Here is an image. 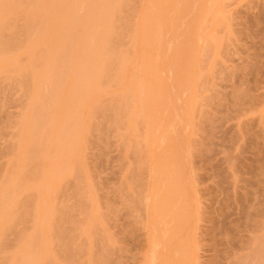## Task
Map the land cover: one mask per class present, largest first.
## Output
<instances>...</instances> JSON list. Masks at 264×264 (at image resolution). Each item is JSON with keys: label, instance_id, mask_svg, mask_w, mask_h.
Listing matches in <instances>:
<instances>
[{"label": "rangeland", "instance_id": "obj_1", "mask_svg": "<svg viewBox=\"0 0 264 264\" xmlns=\"http://www.w3.org/2000/svg\"><path fill=\"white\" fill-rule=\"evenodd\" d=\"M148 1L152 3L150 2V4ZM80 3L82 6H79ZM78 6L77 15L79 14L80 18L84 19L88 3L80 0ZM180 8L183 9L182 12ZM60 11L63 16L60 12L57 14H60L62 18L70 16L69 12L64 9ZM113 16L115 17L113 18L114 40L112 37L114 50L111 49V51L113 50L111 60L112 62L116 60V63L110 61L108 68L112 73L109 70L105 72L111 74H107L110 78L104 74L103 80L99 79L97 83L89 81L87 86L89 85V89L92 88V94L87 92L86 97L84 95L86 98L84 103L88 102L84 106L87 104L91 106L90 108L87 106L89 109H86L87 107H83V109L89 110L92 119H86L87 121L85 117L80 119V115L86 116V118H89L90 115L84 114L83 109H80L83 114L79 112L83 100L71 95L75 94L72 93L74 90L71 92V96L68 95V97L67 92L64 95L67 100L76 98L78 101L71 111L66 110L69 111L68 117H66L72 123H77L72 125H75L74 130H78L77 134L79 132L81 135H73L75 133H72V125L68 129V131L71 130L70 134L68 135L67 131L63 134L65 137L67 134L68 139L77 136L76 140L80 141V147L76 144H79V141L74 140L75 146L73 142L72 144H70L71 141L67 142V137L63 138L64 135L61 137L62 140L57 139V141L53 139L54 137L53 140L51 136L48 138L53 131L50 132L52 127H56L58 123L60 125L61 122L58 121L62 120L57 119L54 112L53 119L50 117L52 107H48L50 113V116H47V118L50 117L48 124L46 120V126H42L43 129L39 124V127H36L38 134L34 130V137L36 135L38 137L30 138L31 136L27 137V134L24 136L28 114L36 102L35 90L39 88L37 91L41 95L45 86L44 93L46 94L42 96L45 98L49 96L48 99H50L51 95L49 94L54 87V85H50L53 84L51 75L48 76L51 77V79L49 78L51 83H48V77L45 75L47 79L44 76L42 78L46 79V82L42 80L43 83H39L44 86H34L35 80L32 76L35 74L32 72L41 71L37 59L44 50L51 51L50 48L53 46L57 47L55 49L57 50L61 44L58 41L59 38L55 40L54 34L52 35L48 31L46 34L44 32L46 35H44V39L48 38L47 40L52 45L45 46L46 49L33 46L37 45V42H34L37 41L36 39L44 37H37L40 32L35 27L37 24L39 26L38 20L41 22L44 19L35 18L33 27L35 31H33L34 29L25 30L27 21L24 17H19L23 20L17 18L16 22L12 21L16 27L13 28V25L11 27L13 28L11 40L13 38L14 42L13 46L10 43L9 47L11 46V49H15L16 52L8 48L9 54L6 53V56L13 58L14 61L16 59V66L20 67L19 70L11 67L9 68L11 70L8 69L5 73L0 74V189L4 188L1 190L0 200L3 191L6 192V185L10 184V189H13L12 183H7L11 178H15L17 174L20 175L22 171L24 173V169L27 175L22 174V178L17 175V179L14 181L24 179L25 176L27 178L20 182L18 180L17 183H20L19 185L16 183V189H18L12 190L21 194L15 192L14 198H11L13 195H10V199L17 204L15 203L10 211L7 208L8 214L13 213L12 211L18 205L22 209L20 210L18 206L16 213L15 211L13 213L15 221L11 220L12 225L9 223L10 226H6V231L3 232L5 235H0L2 238L4 236V239L7 238L3 239L4 242L0 241L2 243L0 264H15L21 258L23 261H18L19 264H23L24 261L30 263L31 259L28 257V260L20 250L24 248L28 238L34 234L37 237L41 230L44 234L43 236L40 234L38 239H40L39 237H46V239L48 237L51 248L48 247V243L46 245V239L43 242L46 249L41 246L43 245L42 239H40L41 245L38 244L37 239H34L37 241L36 245L44 249L42 259L45 257L48 259L47 263L40 259L37 264H42V262L43 264H255L257 262V264H264V259L262 261L264 258V0H123L117 13ZM57 18L61 21L59 15ZM56 19L53 20L56 21ZM57 21L56 23H59ZM85 27H81V33H84V36L92 35V33H88L91 31ZM115 27L117 29H114ZM174 27L177 29L175 30ZM36 30L39 32L37 35L35 34ZM185 32L186 34H184ZM34 35L36 37H33ZM91 38L89 37V39ZM47 40L46 45H49L50 42L48 41L47 44ZM29 41L31 44L34 43L32 46L36 50L35 52L33 49L30 51L32 46L30 49L28 48L31 45ZM17 42L18 44H16ZM177 49L180 50L179 54ZM170 50L174 55H180V57L176 56L178 62ZM119 56L123 58H119ZM32 59L37 63L35 64ZM169 64H173V67ZM192 64L193 66H191ZM114 65H117V69L120 67L118 71L114 69ZM122 65L125 66L124 70ZM130 67L136 68L130 70ZM171 67L174 68V71ZM120 69L123 72H120ZM126 71L127 76L124 75ZM27 74L28 77H26ZM155 75L156 77H154ZM22 78L24 79L22 80ZM121 79L122 81H120ZM28 80L30 83H27ZM137 87L141 90H138ZM48 90L50 91L48 92ZM52 92L54 94V91ZM122 97L128 99L129 103H126L125 98L123 101ZM70 100L69 102H74ZM47 101V99L44 100V104L51 106L54 100H50L52 104L45 103ZM64 101L66 102V98ZM94 101H97L96 105L99 103L96 106L97 110L93 107ZM115 103L118 104V107L122 108L121 106H123V108H118ZM68 104L66 106H69ZM54 105H52L53 109ZM75 107L77 108L75 109ZM75 116L78 117L74 121L72 117ZM66 117L68 123L70 120L68 119V121ZM58 118L60 117L58 116ZM79 120L86 121L88 127L84 128L85 124L84 126L81 124L84 121L80 123ZM46 127L47 129H45ZM80 129L87 130L85 134V131L82 130L85 137L80 138L83 136ZM48 131L50 134L47 133ZM46 133L48 136L45 139L50 141L44 140ZM39 137L45 141V146L48 142L51 146H46V149L41 150L39 154V149L44 146L40 147L41 142L38 143H41L38 147L35 144L36 149L39 150L35 154H39V156H37L38 158L33 157L36 160L35 164L39 162V165H35L33 162L29 164L33 160L29 162L30 159L27 161L23 158L26 155L25 151L30 153L32 150L30 147L34 148L31 146L34 144L31 143V140H36ZM38 141L41 140L38 139ZM53 142H57L55 146H52ZM66 143L70 148L68 146L66 149ZM26 145H30V147H26ZM24 147L27 149L24 150ZM54 147H56V151L53 149ZM71 147L73 148L71 149ZM29 148L30 150H28ZM75 155H79L76 160L73 157ZM71 158L75 161H72ZM20 159L26 160V164ZM40 160H43V163ZM20 164H24V169ZM40 166L42 169L45 168V171L51 170L53 172L50 174L51 176L48 175L47 178L43 176L44 171L41 174ZM16 170H20V174ZM14 171L16 174L13 173ZM14 174L15 176H13ZM33 174L36 175V178ZM45 184L48 186V190L45 189L46 192L43 191ZM50 185L51 188H55L54 191L49 187ZM6 189L9 190V188ZM9 191H7L9 194L13 193ZM7 192L6 195H8ZM4 197L2 196V198ZM8 198L9 196L5 200ZM38 199L42 201L40 202ZM31 204H33L32 207ZM159 204L164 209L160 208ZM174 204H176V208H174ZM39 209L41 210L38 211ZM39 212L45 218L39 215ZM151 217L153 218L151 219ZM47 218L50 219L48 220L50 223L46 221ZM44 223H46L45 226L49 224L46 226L47 228L43 225ZM154 223L156 224L154 225ZM49 226L50 230H54V233L49 230L51 234L47 235L52 237L45 235ZM10 227H12L11 231ZM53 227L54 229H52ZM44 228L47 230L46 232L43 230ZM177 238L180 240H176ZM34 240L28 239V246L25 247L28 254H32L34 251V248L29 245V242ZM46 242L48 241L46 240ZM31 244L35 245L33 242ZM19 246L21 248H18ZM48 249H51V252ZM46 250L50 252L51 257L50 254H46L49 258L44 255ZM19 253L22 255L21 258L18 257ZM29 263L27 262V264Z\"/></svg>", "mask_w": 264, "mask_h": 264}, {"label": "bare ground", "instance_id": "obj_2", "mask_svg": "<svg viewBox=\"0 0 264 264\" xmlns=\"http://www.w3.org/2000/svg\"><path fill=\"white\" fill-rule=\"evenodd\" d=\"M82 1H84V2H87L88 3V7L86 8V12H87V14H85L84 16H85V18L84 19H82V18H80V15L78 14L77 15V9L79 10V6L81 5L82 6V4L80 3L79 4V6H78V3L80 2V0H0V74H2V73H5L9 68H11V67H15V68H19V67H17L16 65H17V63H15V62H17L16 61V59H15V61H14V59L13 58H9V57H7L6 56V53H8L9 54V51H8V48H10L11 49V46L9 47V45H10V43H11V45H12V43L14 42V41H12L13 40V38H12V40H11V37H12V35H11V33L13 34V32H12V29L13 28H15L16 27V25L13 23L14 21L16 22V19L18 18V19H20L19 17H24V19H25V21H27V25H25V27L22 25V28L24 27L25 28V30H32V29H34L33 27H34V23H35V21H36V19L35 18H41L40 20H42V19H44V20H42L41 22L38 20V22H39V26H38V24L35 26L36 27V29L38 28V30H39V32H38V30H36V32H35V34L37 35V32L39 33V35H37V37L38 38H41L42 36H44L45 34H46V32L48 33V31L49 32H51V34L53 35L54 34V39L55 40H57L58 38H59V42H60V44H61V47L59 46V48L57 49V50H59L58 52H57V50H55L56 48H54V46L52 47V48H50L51 49V51L50 50H44V52H45V54H44V52H43V50H42V52H43V54L41 55L40 54V56H39V58L37 59V62H39V63H37L34 59H32V60H34L35 61V64L37 63V64H39V68H41V71L40 72H38V73H36V72H32V74H35V76L33 75L32 76V78L35 80V82H34V86H37V87H41V85H43V84H39V83H41L42 82V80H43V76H44V78H46L47 79V77L48 76H50L51 75V77H53L52 79H53V81L51 80V82H53V84L50 82V80H49V78L51 79V77H48V79H47V81H48V83H51L50 85H54V87H55V89H54V87H53V90L52 91H54V94H53V92L51 91L50 93L51 94H49V95H51V98L50 99H48L49 98V96H47L48 98H45V97H43L42 95L44 94H46V93H44V89H45V86H44V89H43V91L41 92L42 94L41 95H39L38 94V92L39 91H37V90H35V97H36V102L34 103V105H33V108L30 110V112H29V114H28V119L26 120L27 122H26V124H25V133H24V136H25V134H27L26 136L27 137H29V136H31L30 138H36V137H38L37 135H36V137H34L35 136V131H36V134H38L37 133V130H36V127L38 128L39 127V124H41L40 125V128L42 127V126H46V120H47V124H48V120L50 119V117H52V119H53V112L56 114V117H57V119H62V120H60V121H58V122H61L60 123V125H59V123L57 124V125H59V126H57L56 125V127H52V129L50 130V132H51V134L49 133V131L47 132L48 134H50L49 136L47 135V133H46V135L44 134V140L45 141H50V140H46L47 139V136H48V138H50V136H51V139L53 138V139H56L55 141H57V139H61V137L64 135L63 133H67L68 132V135L70 134L69 133V131L71 132V130H69L68 131V129H70L71 128V125L74 123H72L71 122V120L69 119V118H67L68 116H67V113H69V111H71L72 110V108H74V105L76 104V103H78V101H77V99H81V100H83V101H81V104H80V108H79V112H81L80 111V109L82 110L83 109V107H89L90 108V106L91 105H86V106H84L86 103H88L87 101L84 103V101L86 100V93L87 92H91V94H92V88H90L89 89V85L87 86V84H89L90 82H93V83H97V81L99 80V79H102L103 80V78L102 77H104V74L105 75H107V74H109V73H105L106 71H108L110 68H108L109 66H110V61H111V63H116L115 61V59H113V60H115L114 62H112V60H111V52L114 50L113 48H112V45H113V42H112V37H113V18H115L113 15L115 14V13H117V10L120 8V6L122 5V2H123V0H82ZM178 1V0H177ZM189 1V0H188ZM127 2V1H126ZM151 2V1H150ZM149 1H148V3H150ZM180 2V1H179ZM182 2V1H181ZM152 3V2H151ZM150 3V4H151ZM83 4H85V3H83ZM90 4V5H89ZM153 4H154V2H153ZM152 4V5H153ZM178 4V3H177ZM181 4V3H180ZM179 4V5H180ZM185 4V3H184ZM178 5V6H179ZM189 5V4H188ZM127 6V5H126ZM154 6V5H153ZM162 6H163V3H162ZM166 7V6H165ZM164 7V8H165ZM123 8V7H122ZM121 8V9H122ZM172 8V7H171ZM65 10V11H68L69 12V15L70 16H68V18L67 17H64V18H62V12L60 11V10ZM160 9H162V8H160ZM181 9V8H180ZM163 10V9H162ZM179 10V9H178ZM192 10V9H191ZM81 11V10H80ZM79 11V12H80ZM120 11V10H119ZM172 11V10H171ZM183 11V9H181V12ZM57 12H60L61 13V15L62 16H60V14H57ZM64 12V11H63ZM179 12H180V10H179ZM191 12V11H190ZM82 13V12H81ZM84 13V12H83ZM168 13V12H167ZM56 14H57V16L59 15V18L61 19V21L58 19V21H57V19H56ZM150 14V13H149ZM169 14H171V13H169ZM186 14H187V12H186ZM189 14V13H188ZM153 15V14H152ZM155 15H157V14H155ZM154 15V16H155ZM54 16V17H53ZM66 16V15H65ZM82 16V15H81ZM174 16V15H173ZM158 17H159V15H158ZM183 17V16H182ZM156 18V20H157V17H155ZM15 19V20H14ZM53 19H56V21L57 22H59V23H56V21L55 20H53ZM183 19V18H182ZM194 19V18H193ZM20 20H23V19H20ZM155 20V21H156ZM13 21V22H12ZM18 21V20H17ZM55 22V24H53L54 22ZM148 21V20H147ZM153 21H154V19H153ZM175 21V20H174ZM13 23V24H12ZM22 23H24V22H22ZM37 23V22H36ZM42 23V24H41ZM117 23V22H116ZM150 23V22H149ZM158 23V22H157ZM156 24V23H155ZM177 24V23H176ZM178 24H180V23H178ZM183 24V23H182ZM186 24H188V23H186ZM12 25L14 26L13 28H11L12 27ZM81 25H83L84 27L86 26L91 32H88L89 34H91L92 33V35H93V38H91L92 37V35H89V36H87L86 34V36H84L82 33H81V31L80 30H82L81 29V27H83V26H81ZM38 26V27H37ZM81 26V27H80ZM115 26V25H114ZM147 26V25H146ZM150 26V25H149ZM156 26V25H155ZM154 26V27H155ZM85 27V28H86ZM117 27H118V25H117ZM143 27V26H142ZM150 27H152V26H150ZM149 27V28H150ZM179 27V26H178ZM20 28V27H19ZM84 28V29H85ZM141 28V27H140ZM143 28H145V27H143ZM147 28H148V26H147ZM173 28V27H172ZM191 28V27H190ZM114 29H117L116 27L114 28ZM157 29V28H156ZM174 29H175V27H174ZM177 29V28H176ZM175 29V30H176ZM180 29V28H179ZM186 29V28H185ZM85 30H87V29H85ZM27 31V32H28ZM33 31H35V29L33 30ZM141 31V30H140ZM145 31H147V30H145ZM152 31V30H151ZM173 31V30H172ZM178 31V30H177ZM183 31V30H182ZM181 31V32H182ZM44 32H45V34H44ZM138 32H139V30H138ZM149 32H150V29H149ZM193 32V31H192ZM15 33V32H14ZM152 33H153V31H152ZM173 33V32H172ZM175 33V32H174ZM183 33V32H182ZM115 34H116V32H115ZM142 34V33H141ZM148 35H149V33H147ZM184 34H186V32L184 33ZM22 35H23V33H22ZM29 35H30V33L28 34V37H29ZM118 35H120V34H118ZM173 35V34H172ZM187 35H189V34H187ZM41 36V37H40ZM46 36V35H45ZM45 36L44 37H42L41 39H36L37 41H34L35 43L37 42V45L35 46V45H33V44H31V42L29 41V43L31 44V45H29L30 47H28L29 49L31 48V46L33 45L35 48L37 47V48H40V47H42L43 49L45 48L46 49V47L47 46H51L52 44H51V42L49 41V40H47V39H44L45 38ZM49 36V35H48ZM58 36V37H57ZM114 36H116V35H114ZM144 36V35H143ZM154 36V35H153ZM191 36V35H190ZM27 37V38H28ZM33 37H36L35 35L33 36ZM53 37V36H52ZM52 37H50V39L52 38ZM89 37L91 38V39H89ZM149 37V36H148ZM151 38H152V36H150ZM171 37V36H170ZM174 37V36H173ZM179 37V36H178ZM184 37V36H183ZM196 37V36H195ZM26 38V39H27ZM145 38H147V37H145ZM144 38V39H145ZM175 38V37H174ZM23 39V38H22ZM115 39H116V37H115ZM139 39V38H138ZM141 39V38H140ZM154 39V38H153ZM188 39V38H187ZM39 40V41H38ZM46 40H47V44L49 43V45H46ZM51 40H53V38L51 39ZM113 40H114V37H113ZM148 40H149V38H148ZM155 40V39H154ZM190 40H191V38H190ZM49 41V42H48ZM54 41V40H53ZM57 41V42H58ZM140 41V40H139ZM138 41V42H139ZM153 41V40H152ZM172 41H173V39H172ZM178 41V40H177ZM24 42H27V41H24ZM59 42H58V45H59ZM116 42V41H115ZM146 42V41H145ZM154 42V41H153ZM180 42V41H179ZM183 42V41H182ZM54 43V42H53ZM181 43V42H180ZM179 43V44H180ZM190 43V42H189ZM16 44H18V42L16 43ZM147 44H148V42H147ZM175 44V43H174ZM178 44V43H177ZM24 45V44H23ZM22 45V46H23ZM13 46V45H12ZM20 46V45H19ZM28 46V45H27ZM33 46H32V48L30 49V51H32V49H33ZM46 46V47H45ZM145 46V45H144ZM187 46V45H186ZM16 47H17V45H16ZM117 47H118V45H117ZM141 47V46H140ZM152 47V46H151ZM176 48H177V45L175 46ZM185 47V46H184ZM27 48V49H28ZM54 48V50H52ZM138 48H139V45H138ZM179 48V47H178ZM189 48V47H188ZM9 49V50H10ZM17 49H18V47H17ZM21 49V48H20ZM41 49V48H40ZM111 49H113L112 51H111ZM115 49H116V47H115ZM143 49V48H142ZM12 51L13 50H15V49H11ZM22 50V49H21ZM34 50V49H33ZM39 50V49H38ZM38 50H37V52H38ZM117 50V49H116ZM115 50V51H116ZM141 50V49H140ZM148 50H150V49H148ZM152 50V49H151ZM173 50V49H172ZM178 50V49H177ZM8 51V52H7ZM12 51H10V52H12ZM18 51V50H17ZM24 51V50H23ZM36 50H34V52H35ZM40 51V50H39ZM54 51V52H53ZM118 51V50H117ZM175 51V50H174ZM180 50H178L177 51V53L179 52ZM15 52H16V50H15ZM57 52V53H56ZM96 52V53H95ZM142 52V51H141ZM170 52H171V50H170ZM24 53V52H23ZM39 53H41V52H39ZM94 53H95V55H94ZM98 53V54H97ZM99 53H100V55H99ZM115 53V52H114ZM171 53H173V52H171ZM13 54H14V52H13ZM34 54V53H33ZM139 54V53H138ZM179 54V53H178ZM35 55V54H34ZM113 55V54H112ZM173 55H174V53H173ZM11 56H12V53H11ZM15 56V55H14ZM13 56V57H14ZM17 56V55H16ZM31 56V55H30ZM36 56V55H35ZM122 56V55H121ZM139 56H140V54H139ZM171 56V55H170ZM175 56V59H176V56H178L177 54L176 55H174ZM174 56H172L173 58H174ZM37 57H38V55H37ZM96 57V59H97V61H96V59H94ZM125 57V56H124ZM144 57V56H143ZM169 57V56H168ZM178 57H180V55L178 56ZM116 58V57H115ZM119 58H123V57H120L119 56ZM146 58V57H145ZM31 59V58H30ZM118 59V58H117ZM171 59V58H170ZM179 59V58H178ZM188 59V58H187ZM119 60H121V59H119ZM139 60H140V58H139ZM177 60V59H176ZM175 60V61H176ZM118 61V60H117ZM168 61V60H167ZM19 62H20V60H19ZM120 62V61H119ZM122 62L124 63V60H122ZM143 62H144V60H143ZM148 62V61H147ZM176 62H178V60L176 61ZM138 63H139V61H138ZM31 64H32V62H31ZM34 64V65H35ZM120 64H121V62H120ZM127 64V63H126ZM174 64V63H173ZM173 64L172 65H170V66H172L173 67ZM182 64V63H181ZM24 65H26V64H24ZM118 65V64H117ZM116 65V66H117ZM124 65V64H123ZM123 65H122V68H123V70H124V67H123ZM129 65V64H128ZM175 65V64H174ZM33 66V65H32ZM36 66H38V65H36ZM35 66V67H36ZM115 66V65H114ZM116 66H115V68L114 69H117L116 68ZM119 66V65H118ZM177 66H179V65H177ZM184 66V65H183ZM191 66H193V64L191 65ZM27 67H29V66H27ZM171 67V69L174 71V68L176 67V66H174V68H172ZM36 68H38V67H36ZM120 68V67H119ZM118 68V69H119ZM128 68V67H127ZM131 68H133V70H134V68H136V67H130V70H132ZM140 68H142L141 66H140ZM145 68V67H144ZM177 68V67H176ZM191 68V67H190ZM33 69V68H32ZM31 69V70H32ZM118 69H117V71H118ZM9 70H11V69H9ZM15 70V69H14ZM19 70V69H18ZM35 70V69H34ZM33 70V71H34ZM111 70H113V69H111ZM179 70V69H178ZM177 70V71H178ZM186 70V69H185ZM29 71V70H28ZM36 71V70H35ZM115 71V70H114ZM140 71V70H139ZM172 71V72H173ZM15 72H16V70H15ZM109 72H110V70H109ZM120 72H123L121 69H120ZM128 72H129V69H128ZM144 72H145V70H144ZM150 72V71H149ZM179 72H181V71H179ZM9 73H10V71H9ZM110 73H112V72H110ZM119 73V72H118ZM126 73H127V71L124 73V75H126ZM130 73V72H129ZM188 73H190V72H188ZM123 74V73H122ZM133 74V72L131 73V75ZM150 75L152 74V73H149ZM181 74V73H180ZM191 74V73H190ZM45 75L47 76V77H45ZM109 75H111V74H109ZM116 75V74H115ZM121 75V74H120ZM177 75V74H176ZM9 76V75H8ZM108 76V75H107ZM113 77H114V75H112ZM112 76H111V78H112ZM123 76V75H122ZM127 76V75H126ZM26 77H28V74H27V76ZM109 78H110V76H108ZM108 77H106L105 76V78H108ZM119 77V76H118ZM154 77H156V75L154 76ZM154 77H151V78H154ZM174 77V76H173ZM178 77V76H177ZM115 78H116V76H115ZM121 78V77H120ZM124 78V77H123ZM122 78V79H123ZM142 78V77H141ZM145 78H147V77H145ZM181 78V77H180ZM24 78H22V80H23ZM27 79H29V78H27ZM26 79V80H27ZM46 79L45 80H43V82L45 81L46 82ZM117 79V78H116ZM122 79L120 80V81H122ZM149 79H150V77H149ZM154 79H156V78H154ZM173 79H175V78H173ZM172 79V80H173ZM94 80V81H93ZM108 80V79H107ZM133 80H135V79H133ZM133 80H131V81H133ZM140 80V79H139ZM144 80V79H143ZM142 80V81H143ZM146 80V79H145ZM189 80V79H188ZM29 81V80H28ZM27 81V83H30V81L28 82ZM32 81V80H31ZM90 81V82H89ZM96 81V82H95ZM105 82H107L106 80H104ZM110 81V80H109ZM116 81V80H115ZM137 81V80H136ZM183 81H185V80H183ZM182 81V83H184ZM21 82V81H20ZM42 82V83H43ZM89 82V83H88ZM137 82H140V81H137ZM186 82H187V80H186ZM25 83H26V81H25ZM31 83H33V82H31ZM55 83V84H54ZM109 83V82H108ZM118 84H119V82H117ZM123 83V82H122ZM125 83V82H124ZM38 84H39V86H38ZM104 84V83H103ZM102 84V85H103ZM143 84V83H142ZM172 84V83H171ZM178 84V83H177ZM187 84H189V83H187ZM28 85V84H27ZM48 85V84H47ZM124 85V84H123ZM138 85V84H137ZM181 85V84H180ZM186 85V84H185ZM185 85H183V86H185ZM190 85V84H189ZM31 86V85H30ZM52 86H50V87H52ZM87 86V87H86ZM122 86V85H121ZM139 86V85H138ZM177 86V85H176ZM47 87V86H46ZM140 87H142L141 85H140ZM49 88V87H48ZM101 88V87H100ZM135 88V87H134ZM138 88V87H137ZM181 88V87H180ZM184 87H182V89H183ZM31 89H32V87H31ZM35 89H36V87H35ZM40 89H42V88H40ZM47 89V88H46ZM51 89V88H50ZM94 89V88H93ZM179 89V88H178ZM185 89V88H184ZM191 89V88H190ZM67 90V91H66ZM74 90V92H72ZM96 90V89H95ZM105 90V89H104ZM138 90H141L140 88H138ZM50 90H48V92H49ZM31 92V91H30ZM32 92H33V90H32ZM66 92L68 93L67 94V96L68 95H70L71 94V92L72 93H75V94H71L72 96L73 95H75L76 97H77V99H76V101H74L73 99L72 100H70V101H74V102H69V100H67V97H65L64 95H66ZM179 92V91H178ZM184 92V91H183ZM188 92H190V91H188ZM34 93V92H33ZM32 93V94H33ZM77 94V95H76ZM94 94V93H93ZM112 94V93H111ZM177 94V93H176ZM70 95V96H71ZM79 95V96H78ZM84 95H85V97H84ZM90 94H88V96H89ZM97 95H99V94H97ZM97 95H95V96H97ZM34 96V95H33ZM75 96H73V97H75ZM91 96V95H90ZM94 96V97H95ZM115 96V95H114ZM42 97V98H41ZM54 97V98H53ZM69 97V96H68ZM79 97V98H78ZM93 97V98H94ZM41 100H48L47 102H45V103H51V101L50 100H54L52 103L53 104H55L54 105V109H53V104L50 106L49 104L48 105H46V104H44V102L43 101H41ZM65 98H66V102H68V103H66L64 100H65ZM92 98V99H93ZM97 98V97H96ZM96 98H95V100H96ZM99 98V97H98ZM115 98V97H114ZM120 98H121V96H120ZM123 98H125V97H122V100H123ZM64 99V100H63ZM88 99V98H87ZM91 99V98H90ZM99 101H100V98L98 99ZM124 100H126V98L124 99ZM123 100V101H124ZM128 100V99H127ZM127 100H126V103L128 104L129 103V101L127 102ZM89 101V100H88ZM91 102H93V100H90ZM98 101V102H99ZM117 101L119 102V100H118V98H117ZM116 101V102H117ZM121 101V100H120ZM123 101H121V102H123ZM191 101V100H190ZM193 101V100H192ZM55 102V103H54ZM65 102V103H64ZM91 102H89L90 104H91ZM95 102V104L93 103V107H95L94 109L95 110H97V108H96V106L99 104H97L96 105V102L97 101H94ZM114 102H115V99H114ZM187 102V101H186ZM125 103V102H124ZM125 103V104H126ZM69 105L70 106V108H68L69 106H66V105ZM126 104V105H127ZM46 105V106H45ZM95 105V106H94ZM115 105H116V103H115ZM120 105H123V103L121 104L120 103ZM77 107H78V104L76 105ZM117 107H118V104L116 105ZM48 107H52V109L50 110V112L52 113V115L50 116V113H49V108ZM77 107H75V109L77 108ZM86 108V109H89V108ZM122 108H123V106H121ZM55 108H56V110H55ZM68 108V109H67ZM84 108V109H85ZM100 108V107H99ZM114 108H115V106H114ZM118 108H120V107H118ZM122 108H120V109H122ZM125 108V107H124ZM128 108H131V107H128ZM127 108V109H128ZM84 109H83V111L82 112H84V114H86L87 113V116H88V114L90 115L89 116V118H86V116H83V115H80V114H78V113H76V114H78V115H80V119H84V117H85V120L86 119H92V117H91V114L89 113V110L87 111L86 109H85V111H84ZM101 109V108H100ZM132 109H133V107H132ZM54 110V111H53ZM66 110H69V111H66ZM99 110V109H98ZM115 110H117L116 108H115ZM125 110V109H124ZM77 111V110H76ZM118 111H120L119 109H118ZM81 112V114H83ZM91 112V111H90ZM95 112H97V111H95ZM121 113H123L122 111H120ZM137 112V111H136ZM49 113V114H48ZM94 112H93V109H92V114H93ZM191 113V112H190ZM96 114V113H95ZM99 114V113H98ZM133 114V113H132ZM139 114V113H138ZM75 115V114H74ZM136 115V114H135ZM47 116H50V117H48L47 118ZM55 116V115H54ZM58 116L60 117V118H58ZM67 116V117H66ZM93 117L95 116V115H92ZM55 117V118H56ZM65 117L67 118V120L71 123H67L66 122V119H65ZM76 117H78V116H75L74 118L72 117V120H76ZM91 117V118H90ZM137 117V116H136ZM169 117V116H168ZM171 117V116H170ZM47 118V119H46ZM70 118H71V116H70ZM181 118V117H180ZM79 119V118H78ZM135 119V118H134ZM74 120V121H75ZM167 120V119H166ZM173 120V119H172ZM180 120V119H179ZM184 120V119H183ZM56 121V120H55ZM81 121L83 122L84 120H79V122L81 123ZM87 121V120H86ZM86 121H84V123H81L82 124V126H84V124H85V126H84V128L87 126L86 124H87V122ZM169 121V120H168ZM174 121V120H173ZM181 121V120H180ZM25 122V121H24ZM45 124H44V123ZM182 122V121H181ZM42 123H43V125H42ZM76 123V122H75ZM74 123V124H75ZM157 123V122H156ZM53 124V123H52ZM70 124V126H68ZM77 124V123H76ZM169 124V123H168ZM178 124V123H177ZM79 125V124H78ZM158 125V124H157ZM156 125V126H157ZM172 125V124H171ZM73 127V129H72V133H75V134H73V135H77V136H79V132H78V134H77V131L76 130H74L75 128H74V126L75 125H72ZM80 126V125H79ZM70 127V128H69ZM76 127H77V125H76ZM88 127V126H87ZM23 128V127H22ZM54 128V129H53ZM80 128H81V126H80ZM83 128V127H82ZM174 128V127H173ZM42 129H43V127H42ZM45 129H47V127L45 128ZM44 129V130H45ZM77 129V128H76ZM79 129V128H78ZM87 129V128H86ZM178 129V128H177ZM35 130V131H34ZM40 130V129H39ZM49 130V129H48ZM81 130V129H80ZM82 130H84V129H82ZM81 130V131H82ZM23 131V132H24ZM67 131V132H66ZM74 131V132H73ZM76 131V132H75ZM85 131V130H84ZM84 131H82V135H83V132ZM39 132V131H38ZM178 132V131H177ZM71 133V134H72ZM85 133H87V130L84 132V134ZM41 134V133H40ZM43 134V133H42ZM81 135V134H80ZM24 136H22V137H24ZM40 136V135H39ZM58 136V137H57ZM72 136V135H71ZM77 136H75V137H72V138H69L68 139V137H67V134H66V137H65V135H64V137L63 138H66L67 139V142L68 141H71V143L70 144H72V142L74 143V145H75V141H77L76 140V138H77ZM177 136V135H176ZM82 137H85V135H83V136H80V138H82ZM30 138H27V139H30ZM46 138V139H45ZM168 138V137H167ZM173 138V137H172ZM172 138H171V140H172ZM183 138H185V137H183ZM38 139L39 140H41V141H38ZM38 139H30L31 140V143H34V144H31V146H34V148L33 147H30V145H26V147L28 146V147H30V148H32V150H30V148L28 149V150H30V153H27V148L26 147H24L25 149L24 150H26L25 151V153H26V155H25V157H23V158H25L27 161L29 160V162L31 161V160H33V161H31L29 164H32V162L35 164L36 162H34V161H36L35 160V156L37 157V156H39V154L41 153V150H43V149H46L45 147L47 146V147H49V146H51V144L48 142V144H46V146L44 145V143H45V141L44 140H42V139H40V137L38 138ZM52 139V140H53ZM78 139H79V137H78ZM163 139V138H162ZM177 139V138H176ZM25 140V139H24ZM29 140V141H30ZM51 140V141H52ZM62 140V139H61ZM65 140V139H64ZM75 140V141H74ZM81 140H83V139H81ZM169 140V139H168ZM38 141V142H37ZM79 141V140H78ZM77 141V142H78ZM84 141V140H83ZM35 142H37V143H35ZM39 142H41L40 144H41V146H40V144H38ZM61 143H62V141H60ZM82 142V141H81ZM163 142V141H162ZM171 142V141H170ZM172 142H174V141H172ZM175 142H176V140H175ZM30 143V142H29ZM28 143V144H29ZM55 143H57V142H53L52 143V146L54 145L55 146ZM61 143H59V144H61ZM63 143H64V141H63ZM35 144H36V146L38 147V146H40L41 148H42V145L44 146L42 149H39L40 150V152H39V154H35V152L36 153H38V151L39 150H37L36 148L37 147H35ZM50 144V145H49ZM68 143H66V145H67ZM77 144V146L79 145V147H80V141H79V144L78 143H76ZM173 144V143H172ZM65 145V146H66ZM74 145H72L73 147H74ZM162 145V144H161ZM174 145V144H173ZM57 146H58V144H57ZM56 146V147H57ZM60 146V145H59ZM62 146V145H61ZM69 145H67L66 146V149H68L67 147H68ZM76 146V145H75ZM168 146V145H167ZM39 147V148H40ZM56 147H54L53 149L55 150V148ZM73 147H71V149L73 148ZM164 147H165V145H164ZM169 147V146H168ZM69 148H70V146H69ZM22 150V149H21ZM65 150V149H64ZM170 150V149H169ZM46 151V150H45ZM51 151H53L52 149H51ZM56 151V150H55ZM69 151V154L71 153V151H70V149L68 150ZM78 151H79V148H78ZM29 152V151H28ZM35 154H33V153ZM43 152V151H42ZM47 152V151H46ZM49 152H50V150H49ZM64 153V152H63ZM79 153H80V151H79ZM33 154V155H32ZM51 154V153H50ZM28 155H29V157H28ZM32 155V156H31ZM59 155V154H58ZM34 156V157H33ZM43 156V155H42ZM44 156H46V155H44ZM65 156V155H64ZM76 156V155H75ZM75 156H73L74 158H75V160L77 159V157H79V155H77L76 157ZM28 159H27V158ZM32 157H33V159H32ZM48 157V156H47ZM61 157V156H60ZM59 157V158H60ZM68 157V156H67ZM67 157H65L66 159H67ZM81 157V156H80ZM22 158V159H23ZM38 158V157H37ZM42 158V157H41ZM64 158V157H63ZM22 159H20V160H22ZM39 159H40V157H39ZM38 159V160H39ZM46 159V158H45ZM26 160H22V162H24V164H26ZM37 160V161H38ZM43 160H44V158H43ZM43 160L41 161L42 163H43ZM62 160V159H61ZM61 160H60V162H61ZM70 160V159H69ZM68 160V161H69ZM71 160L72 161H75V160H73L72 158H71ZM64 161H66V160H64ZM19 162V161H18ZM21 161L19 162V163H22ZM56 162V161H55ZM51 163V162H50ZM68 163V162H67ZM79 163V162H78ZM24 164H20V166H21V168H23L24 169V167H23V165ZM29 164H27V165H29ZM38 165H39V162L37 163ZM37 164H35V165H37ZM19 165V164H18ZM60 165V164H59ZM16 166V165H15ZM26 166V165H25ZM31 166V165H30ZM17 167V166H16ZM36 167V166H35ZM155 167H156V165H155ZM27 168V167H26ZM32 168V167H31ZM33 168H34V166H33ZM40 168H41V166H40ZM50 168V167H49ZM20 169V168H19ZM29 169V168H28ZM45 168H41L40 170H42L41 171V174H42V172L44 171V173L42 174L43 176H45L46 178L47 177H49L48 175H50L51 173H53L51 170H48V168H47V170L48 171H45L44 170ZM73 169V168H72ZM21 170V169H20ZM19 170V171H20ZM36 170V169H35ZM38 170V169H37ZM53 170H55V169H53ZM16 171H18V170H16ZM18 171V172H19ZM33 171V170H32ZM154 171V170H153ZM21 172V171H20ZM20 172H19V174H20ZM23 172V171H22ZM21 172V174L20 175H18L19 176V178L21 177L22 178V174H24L25 172H26V170L24 169V173H22ZM29 172V171H28ZM31 172V171H30ZM13 173H15V171L13 172ZM32 173V172H31ZM16 174V173H15ZM15 174L13 175V176H15ZM26 175H27V173H25ZM24 174V175H25ZM37 174V173H36ZM39 174H40V172H39ZM65 174V173H64ZM177 174V173H176ZM175 174V175H176ZM17 175H16V177L13 179V178H11L13 181L11 182L10 180V182L8 181L7 183H12L13 184V186H12V184H11V187L13 188V189H10V184L9 185H6L7 187L6 188H9V190L8 189H6L5 188V190H6V192L7 191H9V192H11L12 190H14V188L16 189V183H17V181L19 180H17V181H14L15 179H17ZM22 175V176H21ZM34 175V174H33ZM41 175V176H42ZM54 175V174H53ZM61 175H63V174H61ZM177 175H179V174H177ZM176 175V176H177ZM180 175H181V173H180ZM40 176V175H39ZM51 176V175H50ZM60 176V175H59ZM171 176V175H170ZM29 177H31V176H29ZM28 177V178H29ZM33 177V176H32ZM34 177L36 178V175H34ZM61 177V176H60ZM26 178H27V176H25V180H26ZM34 178V179H35ZM40 178V177H39ZM169 178V177H168ZM9 179V178H8ZM24 179H21L22 181L24 180ZM33 179V180H34ZM45 179V178H44ZM51 179H52V177H51ZM21 180H19L18 182H20ZM48 180H49V178H48ZM47 180V182H50V181H48ZM37 181H38V178H37ZM58 181V180H57ZM6 182V181H5ZM14 182H15V184H14ZM29 182V181H28ZM33 182H35V181H33ZM53 182V181H52ZM172 182V181H171ZM23 183V182H22ZM25 183V182H24ZM27 183V182H26ZM45 183V182H44ZM6 184V183H5ZM18 185L20 184V183H17ZM31 184H32V180H31ZM171 184V183H170ZM15 185V186H14ZM26 185V184H25ZM40 185V184H39ZM48 185H49V183H48ZM59 185V184H58ZM153 185H154V183H153ZM47 185L45 184V186H44V188H43V191H45V189H47L48 188V186L46 187ZM157 186V185H156ZM17 187H20V186H17ZM50 188H51V185L49 186ZM154 187H155V185H154ZM49 188V189H50ZM53 188V187H52ZM51 188V189H52ZM4 190V188H1L0 189V193L2 192L1 190ZM18 189V188H17ZM16 189V190H17ZM20 189V188H19ZM21 190V189H20ZM48 190V189H47ZM55 190V188H53V190L52 191H54ZM23 191V190H22ZM51 191V190H50ZM151 191H153V190H151ZM158 191H159V189H158ZM6 192H4L3 191V195L2 196H5L4 198H2V196H1V202H0V235H2V234H4L5 235V233H3L4 231H6V226H10V225H12L11 224V220H14L13 218H15L14 217V215H13V213H14V211H15V213H16V210H17V208H18V206H16L13 210L14 211H12L13 213H11L10 212V215L11 216H13V217H11L8 213V209L7 208H9V211L10 210H12V208L15 206V203L16 202H14L13 200H11L10 199V195H13V197L11 196V198H14V194H15V192H13V193H8L7 192V194L8 195H6ZM19 192V191H18ZM46 192V191H45ZM155 192V191H154ZM161 192V191H160ZM17 193V192H16ZM25 193V192H24ZM49 193V192H48ZM51 193V192H50ZM186 193V192H185ZM5 194V195H4ZM17 194H21V193H17ZM43 195H44V193H42ZM152 194V193H151ZM157 194V193H156ZM160 194V193H159ZM1 195V194H0ZM182 195V194H181ZM184 195V194H183ZM9 196V198H8V200H5V198H7ZM16 196V195H15ZM53 196V195H52ZM151 196H155V195H151ZM38 197V196H37ZM40 197H43V196H40ZM39 197V199H41ZM152 197V198H153ZM30 198V197H29ZM55 198V197H54ZM177 198V197H176ZM27 199V198H26ZM31 199V198H30ZM35 200H36V198H34ZM38 199V200H39ZM180 199H182L181 197H180ZM184 199H185V197H184ZM18 200V199H17ZM150 200V199H149ZM152 200V199H151ZM156 200H157V197H156ZM183 200V199H182ZM16 201V200H15ZM40 202L42 201V200H39ZM171 201H172V199H171ZM180 201V200H179ZM184 201V200H183ZM183 201H181V202H183ZM30 202H31V200H30ZM39 202V203H40ZM52 202V201H51ZM153 202V201H152ZM162 202V201H161ZM174 202H175V200H174ZM177 202V201H176ZM22 203V202H21ZM27 203H29V202H27ZM150 203V202H149ZM155 203V202H154ZM165 204H166V202H164ZM17 204V203H16ZM168 204V203H167ZM170 204V203H169ZM182 204V203H181ZM184 204V203H183ZM24 205V204H23ZM22 205V206H23ZM37 205H38V203H37ZM151 205V204H150ZM172 205H173V203H172ZM185 205V204H184ZM28 206V205H27ZM26 206V207H27ZM33 206V204H31V207ZM153 206V205H152ZM157 206V205H156ZM174 208H176V204H174ZM12 207V208H11ZM43 207V206H42ZM159 207L160 208H162V209H164L163 207H161L160 206V204H159ZM166 207V206H165ZM183 207V206H182ZM23 208H24V206H23ZM37 208H39V207H37ZM153 208V207H152ZM158 208V207H157ZM19 209H20V206H19ZM22 209V208H21ZM20 209V210H21ZM154 210H155V208H153ZM152 209V210H153ZM189 209H190V207H189ZM34 210V209H33ZM41 209H39L38 211H40ZM44 210V209H43ZM54 210V209H53ZM161 210V209H160ZM167 210L169 211L170 209H169V207L167 208ZM166 210V211H167ZM174 211H175V209H173ZM178 210V209H177ZM182 210H183V208H182ZM181 210V211H182ZM184 210H185V208H184ZM36 211V210H35ZM159 211V210H158ZM185 211H187V210H185ZM155 212H157L156 210H155ZM154 212V213H155ZM164 212V211H163ZM172 213H173V211H171ZM190 212V211H189ZM21 213V212H20ZM55 213V212H54ZM167 213V212H166ZM170 213V212H169ZM171 213V214H172ZM179 213V212H178ZM150 214H151V212H150ZM156 214V213H155ZM170 214V215H171ZM182 214H183V211H182ZM22 215V214H21ZM24 215V214H23ZM39 215H42V217H44L43 216V214H40V212H39ZM164 215H166L165 213H164ZM180 215H181V213H180ZM184 215H185V213H184ZM17 216H18V214H17ZM46 217H48L47 215H45ZM188 216V215H187ZM24 217V216H23ZM39 217H41V216H39ZM168 217V216H167ZM180 217V216H179ZM181 217H183V216H181ZM45 218V217H44ZM43 218V219H44ZM153 217H151V219H152ZM175 218V217H174ZM178 218V217H177ZM16 219V218H15ZM38 219V218H37ZM156 219V218H155ZM155 219H154V221H155ZM181 219H183V218H181ZM21 220H22V218H21ZM39 220H42V219H40L39 218ZM48 220H50V219H46V221H48ZM177 220V219H176ZM185 220H187V219H185ZM15 221V220H14ZM13 221V222H14ZM45 221V222H46ZM52 221V220H51ZM180 220H179V218H178V222H179ZM20 222V221H19ZM36 222V221H35ZM43 222V221H42ZM49 223H50V221H48ZM47 222V223H48ZM153 222V221H152ZM177 222V223H178ZM185 222H187V221H185ZM9 223H10V225H9ZM16 223V222H15ZM39 223H41V222H39ZM159 223V222H158ZM181 223H182V221H181ZM45 224L46 223H44L43 225L45 226ZM156 223H154V225H155ZM180 224V223H179ZM187 224V223H186ZM42 225V226H43ZM47 225H49V224H47ZM46 225V226H47ZM51 225V224H50ZM177 225V224H176ZM183 225L184 226H186L184 223H183ZM188 225V224H187ZM45 226V228H47ZM52 226V225H51ZM159 226H161V225H159ZM179 226V225H178ZM182 226V225H181ZM61 228H63L62 226H60ZM158 227V226H157ZM169 227V226H168ZM175 227V226H174ZM180 227V226H179ZM8 229H9V227H7ZM39 228V227H38ZM43 229V230H45V232H46V234L45 235H47V234H51V232H53L54 230H50L51 228H50V226H49V229ZM57 228H59V227H57ZM164 228V227H163ZM182 229H184L183 227H181ZM7 229V230H8ZM11 229H12V227H10V231H11ZM52 229H54V227L52 228ZM172 229H173V227H172ZM51 232H50V231ZM58 230V229H57ZM159 230V229H158ZM168 230V229H167ZM177 230V229H176ZM175 231V230H174ZM178 231V230H177ZM188 231V230H187ZM41 232H42V230H41ZM39 232L38 233V235H37V237H36V234H34V235H32V237H34V238H32V237H30V238H28V239H30V241L33 239H37L38 241H39V245H41V242H42V244H43V242H44V240L46 239V237H39L40 239H42V241L40 242V239H38V236H41L40 234H42V236H43V234H44V232ZM62 232H64V231H62ZM157 232V231H156ZM170 232V231H169ZM189 232V231H188ZM188 232H186V234L188 233ZM9 233V232H8ZM54 233V232H53ZM172 233V232H171ZM174 233H176V232H174ZM180 233V232H179ZM160 234V233H159ZM169 234V233H168ZM183 234V233H182ZM9 235V234H8ZM57 235V234H56ZM171 235V234H170ZM170 235H168V236H170ZM180 235V234H179ZM185 235V234H184ZM188 235V234H187ZM26 236V235H25ZM47 236H49V235H47ZM167 236V235H166ZM173 236V235H172ZM22 237V236H21ZM24 237V236H23ZM36 237V238H35ZM49 237H52L51 235L49 236ZM54 237V236H53ZM177 237H179L178 235H177ZM188 237V236H187ZM0 238H2V236H0ZM55 238V237H54ZM165 238V237H164ZM167 238V237H166ZM184 238H185V236H184ZM3 239H4V236H3V238H2V240H0L1 242H4L3 241ZM5 239H7L6 237H5ZM4 239V240H5ZM22 239V238H21ZM25 240H26V238H24ZM28 239H27V242H26V244H25V242H24V240H23V242H24V248L23 249H21L20 251L22 252V254H25L26 256H27V258L29 257L31 260H30V263H29V261H27L29 264H37L38 262H40V259L41 260H43L44 261V263L46 262L47 263V261H48V259H46V257L44 258V259H42L43 258V251H44V249H46V248H44V246H45V244H43V245H41L44 249H42V247L41 246H38V245H36L37 244V241L36 240H34V241H32L33 243H35V245L34 244H31L32 242H29V245H31L33 248H34V251L32 252V254H28L27 252V250L25 249V247H26V245L28 246ZM57 239V238H56ZM172 239H174V238H172ZM189 239V238H188ZM21 240V241H22ZM46 240L48 241V242H46ZM45 240V243H46V245H47V243H48V247L49 248H51V246H50V244H51V242L49 241V238L47 237V239ZM51 240V239H50ZM52 240H55V239H52ZM176 240H180V239H176ZM181 240H182V238H181ZM160 241V240H159ZM170 241V240H169ZM172 241V240H171ZM187 241V240H186ZM0 242V247L2 246L1 243ZM157 242V241H156ZM165 242H167V241H165ZM179 242H181V241H179ZM182 242H184L183 240H182ZM168 243V242H167ZM185 243V242H184ZM55 244V243H54ZM160 244V243H159ZM182 244V243H181ZM161 245V244H160ZM187 245V244H186ZM178 246V245H177ZM263 246V245H262ZM36 247V248H35ZM160 247V246H159ZM259 247V246H258ZM18 248H21L20 246L18 247ZM32 248V249H33ZM162 248V247H161ZM172 248V247H171ZM256 248V247H255ZM28 249V248H27ZM49 251L51 250V249H48ZM264 250V249H263ZM19 250H18V252H20ZM32 251V250H31ZM48 251V252H49ZM159 251V250H158ZM182 251V250H181ZM186 251V250H185ZM253 251V250H252ZM261 251V250H260ZM259 251V252H260ZM47 252V250H46V253H44V255H46V254H50V252L48 253ZM174 252V251H173ZM180 252V251H179ZM54 253V252H53ZM156 253V252H155ZM155 253H154V255H155ZM165 253V252H164ZM168 253V252H167ZM257 253V252H256ZM264 253V252H263ZM262 253V254H263ZM20 255L18 256V257H20V256H22L21 255V253H19ZM169 254V253H168ZM171 254V253H170ZM180 254H183V253H180ZM186 254V253H185ZM184 254V255H185ZM255 254V253H254ZM25 255H24V257H25ZM152 255V254H151ZM176 255H177V253H176ZM183 255V256H184ZM14 256H16V255H14ZM46 256H48V255H46ZM171 258H172V256L171 255H169ZM178 256V255H177ZM181 256V255H180ZM263 256V255H262ZM23 257V258H24ZM50 257H51V254H50ZM156 257V256H155ZM179 257V256H178ZM182 257V256H181ZM260 257V256H259ZM258 257V258H259ZM21 258V257H20ZM19 258V259H20ZM29 258H28V260H29ZM47 258H49V256L47 257ZM227 258V257H226ZM245 258V257H244ZM256 258V257H255ZM262 258V257H261ZM260 258V259H261ZM14 259V258H13ZM18 259V258H17ZM16 259V260H17ZM51 259V258H50ZM52 259H53V256H52ZM181 259V258H180ZM263 259L264 258H262V261H263ZM15 260V261H16ZM54 260V259H53ZM174 260V259H173ZM11 261V260H10ZM18 261H23V259L21 258V260H18ZM16 262L17 264H19V262ZM52 261V260H51ZM150 261H151V259H150ZM154 261V260H153ZM171 261V260H170ZM181 261H182V259H181ZM243 261V260H242ZM12 262H13V260H12ZM27 262H23V264L24 263H26L27 264ZM152 262V261H151ZM155 262V261H154ZM178 262H179V260H178ZM10 263V262H9ZM15 263V264H16ZM161 263V262H160ZM258 263V262H257ZM257 263H255V264H257ZM263 263H264V261H263ZM13 264V263H12ZM22 264V263H21ZM42 264H43V262H42ZM51 264V263H50ZM151 264V263H150ZM162 264V263H161ZM169 264V263H168ZM179 264V263H178ZM247 264V263H246ZM249 264V263H248Z\"/></svg>", "mask_w": 264, "mask_h": 264}]
</instances>
